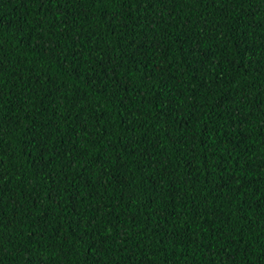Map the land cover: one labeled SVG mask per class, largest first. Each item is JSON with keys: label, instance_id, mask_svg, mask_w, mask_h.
<instances>
[{"label": "trees", "instance_id": "trees-1", "mask_svg": "<svg viewBox=\"0 0 264 264\" xmlns=\"http://www.w3.org/2000/svg\"><path fill=\"white\" fill-rule=\"evenodd\" d=\"M143 15L0 0V264H264V0Z\"/></svg>", "mask_w": 264, "mask_h": 264}, {"label": "snow or ice", "instance_id": "snow-or-ice-1", "mask_svg": "<svg viewBox=\"0 0 264 264\" xmlns=\"http://www.w3.org/2000/svg\"><path fill=\"white\" fill-rule=\"evenodd\" d=\"M40 2H41V5H43L46 2V0H40ZM47 2H50V0H47ZM121 2H123V0H121ZM135 2L139 5L140 8H144V15H143V20L144 21H148L149 23H157L155 21V19H153L152 21L148 20V12H149V10L151 8L154 7V5L158 2V0H135ZM221 2H223V0H221ZM145 5H147V7H145ZM189 23H191V21H189ZM124 26L126 27V25H124ZM200 53H201V48H200L199 43L193 44L192 47L190 48V50L186 54L182 51V55H185L186 60H188L190 62L197 61L199 56H200ZM12 54L15 55L16 54L15 51H13ZM126 54L127 53H125V55ZM7 56H8V53L4 52L3 47H0V57H4L6 59ZM115 63H118V61H115L113 57L108 56L106 58L105 63L102 65V68L104 69L105 74H107V72L109 70H112V74L116 75L114 69H112V66ZM4 67H5V65L3 64L2 61H0V70H2ZM193 67H195V63H193ZM89 83H90V81H89ZM97 91L99 92V89H97ZM117 95H118V93H117ZM157 98L159 99L160 105H173L174 104V100L171 97V93L170 92L166 96L165 92L161 91ZM148 102L152 103L153 101L149 100ZM84 111H87V108H85ZM193 112H195V107L193 108ZM160 115L164 116V115H167V114L161 111ZM87 119L88 118H85V117L82 116L81 121H80L81 126L87 127ZM195 122L196 121L194 120L193 123L195 124ZM161 123L166 125L168 123V121H161L160 119H157V124H161ZM162 131L167 132L168 129L165 127V128L162 129ZM131 132H132V134H131L130 138H131V140L134 141L135 140L136 131L135 130H131ZM108 134L109 133H107V132L105 133V135H108ZM48 139L51 140L52 136L49 135ZM36 146L37 147H42L40 140L36 141ZM127 147L131 148L132 144L131 143L128 144ZM193 162H195V161H193ZM208 163L209 164L212 163L211 159H208ZM205 167H207V164L205 165ZM234 195H240V193L237 192V193H234ZM48 199L51 201V203L48 205V207L45 208L44 214H42V217H41V222L42 223H47L49 216L53 212H56L57 215L59 214L57 212L56 208L54 207V205L56 204V200L53 198L51 193H49ZM12 203L15 204L16 202L13 201ZM39 203L40 202L37 201L36 204H33V205L29 206V209H28V214L29 215L31 214V209L35 208L37 206V204H39ZM2 207H3V200H2V197H0V208H2ZM11 222L12 221L10 220L9 223H11ZM80 239H83V237L81 236ZM91 247H95V245H92Z\"/></svg>", "mask_w": 264, "mask_h": 264}]
</instances>
